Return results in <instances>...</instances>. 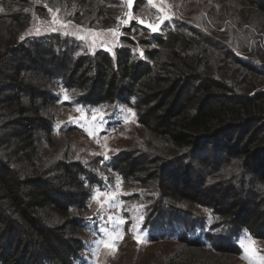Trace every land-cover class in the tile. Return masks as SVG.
Returning <instances> with one entry per match:
<instances>
[{
	"label": "trees",
	"instance_id": "trees-1",
	"mask_svg": "<svg viewBox=\"0 0 264 264\" xmlns=\"http://www.w3.org/2000/svg\"><path fill=\"white\" fill-rule=\"evenodd\" d=\"M123 3L0 0V236L12 250L25 243L41 250L36 264H83L77 233L98 229L85 210L94 189L110 187L112 170L142 180L137 196L149 240L183 244L150 264H230L210 252L227 243L241 253L239 237L245 230L259 237L254 226L264 224V0H182L180 14L157 32L133 19L125 31L147 35L123 31L113 52L58 31L25 33L54 8L66 20L112 27ZM65 91L70 99L61 98ZM70 103L107 108L104 130L121 123V107L132 108L143 133L125 156L147 163L156 180L137 179L117 154L88 159L69 140L59 143L57 131L82 130L57 123V107ZM225 185L237 194L231 201L216 194ZM198 198L204 212L170 203ZM209 217L212 230L204 227ZM15 232L23 237L14 240ZM0 264H13L1 245Z\"/></svg>",
	"mask_w": 264,
	"mask_h": 264
},
{
	"label": "rangeland",
	"instance_id": "rangeland-1",
	"mask_svg": "<svg viewBox=\"0 0 264 264\" xmlns=\"http://www.w3.org/2000/svg\"><path fill=\"white\" fill-rule=\"evenodd\" d=\"M134 1L135 0H132V6ZM181 1L182 0H153V4L144 1L147 7L143 6L140 12H134L132 7H128V0H125V3L122 5L123 7L119 6L118 18L114 26L105 28H93L88 25V22H84V20L78 23L69 19L66 20L59 15L60 9L54 8L51 12L49 11L45 14L46 17H35L33 23L26 28L25 33L26 35H40L51 33L53 29H56L55 31L62 34H70L75 37L85 36L86 39L84 42L89 50L111 49L110 52H113L120 42L122 32H126L124 27H129L133 19L138 20V18H142L143 20L156 23L161 16H168L172 13L180 14L178 7H181ZM106 8L109 9V6H106ZM129 13H131L132 18L128 21V24L119 23L120 18H123V21L128 20ZM54 17L55 20L60 23H55ZM68 21H71V24H68ZM223 22L224 25H222L220 29H223V26L228 24L226 19ZM62 24L66 25V27H62ZM129 29H131V26ZM133 29L132 27V29L126 33H130V35L139 39L147 35L141 32L135 35L132 32ZM26 62L28 61L26 60L25 63ZM48 63L49 62L45 59L42 68H47L49 65ZM37 71L41 74V67H39ZM61 98L63 100L70 99L66 91L63 92ZM129 109H131V112H129ZM109 112L107 108L103 109L101 106L88 107L71 103L70 105H60L57 107L58 125L63 123H65V126L75 125L82 130L80 132L74 129L70 130L68 133L64 132L65 134L57 131L54 136L59 143L69 140L76 146V149L86 151L88 159H97L100 154H117L118 159H124L127 161V164L134 166L133 170L136 171L137 179L143 178L144 182L151 180L155 181L158 175L153 176L150 174L152 172L151 167L147 163H140L139 161L134 163L133 158H137L136 155H132V159L126 158L125 156V152L130 153L137 150L134 140L143 133V128L140 127L136 121L135 111L130 107H121L119 114V117L122 118L121 123L116 127L104 130L106 126L99 118ZM209 162L212 164L211 161ZM108 172L109 176L112 174V178H110L111 181L109 180L110 187L107 190L94 189L92 191V197L89 200V205L85 210V215H94L91 222L96 223L95 225L98 229L94 231L91 229L86 231L79 229L77 233L85 242V260L83 264H150L156 258L164 257L165 254L181 251L183 244H177L172 240H149L142 226L143 221L139 219L140 216H143V212L140 208V206H142V196H137V193H139L140 188H145L142 180L141 182L124 181L119 179L114 171L108 170ZM149 176H152V178H148ZM233 186L236 187V184ZM97 190L101 193H106V195L95 198ZM184 194L189 196L191 195V191H186ZM216 194H224L228 201H231L237 195H234L233 190L231 191L226 185L218 188ZM240 196L242 200H245L242 195ZM75 197L76 196H73V201ZM170 203L177 209L183 210L189 208L193 211L204 212L203 203L200 206L198 205L201 203L200 198H198L194 204L187 202V206H181L173 202ZM109 217H113L114 219L123 218L126 220L125 225L121 229L123 238L119 239L115 248L98 244V241L105 236L104 230H111L114 227ZM133 223L139 225L140 231L144 235L145 243L138 244L134 239V233L129 230ZM254 227L260 233V236L252 237L255 240V244L252 246L255 249V253H249L250 259L242 258L245 252L239 240L241 253L234 251L230 248L229 244L224 243L219 250L210 252L212 253V257L213 254L215 255L212 260H226L230 264H250L251 260L252 264H261L260 257H264V236L261 234V232H264V224L255 225ZM21 237L23 236H20V233L15 232L13 239H21ZM7 242L8 239L6 236H0V245L4 249L5 257L13 261V264H36L37 260L42 258V251L38 248L34 249L33 245H27L25 243L23 248L16 247L12 250ZM18 246H20V244H18ZM192 251L198 253V249L196 248H193ZM205 258L209 259L210 257L205 255Z\"/></svg>",
	"mask_w": 264,
	"mask_h": 264
},
{
	"label": "snow or ice",
	"instance_id": "snow-or-ice-1",
	"mask_svg": "<svg viewBox=\"0 0 264 264\" xmlns=\"http://www.w3.org/2000/svg\"><path fill=\"white\" fill-rule=\"evenodd\" d=\"M149 4H153V0H148ZM128 7L131 8L132 7V0H128ZM0 11H3L2 8H0ZM49 11L51 12L52 10L49 9ZM132 18L131 13H129V17L128 20H124L122 21V23L124 24H128V21ZM55 23H60L59 21L55 20V17L53 18ZM160 24H163V22L167 19H169L168 16H161L160 18ZM68 24H71V21L67 22ZM141 24H144V21L141 20L140 21ZM160 24H153V23H148L146 25V27L148 29L151 30V32H157L160 30ZM62 27H66V25H61ZM56 29H53V31H55ZM79 40L84 41L86 39L85 36H78L77 37ZM109 51H111V49H108ZM79 110V109H78ZM129 112H131V109H129ZM105 159H107V157H105ZM234 164H238V161H234ZM238 170V169H237ZM101 195H106V193H101L99 190H97L96 192V197L95 198H99ZM109 219L112 221V223L114 224V227L111 230L105 229V236L104 238H102L101 240L98 241L99 245L105 246V247H113L115 248L119 242V239L123 238V232L121 231L122 227L125 225L126 220L123 218L120 219H114L113 217H109ZM140 220H143L144 217L140 216L139 217ZM211 224V217H209V219L205 222L204 227H208L209 230H212L210 227ZM130 231H132L134 233V239L136 240V242L138 244H143L145 243V238L144 235L142 234V232L140 231L139 225L136 223H133L131 225V227L129 228ZM203 230V229H202ZM241 246L244 249L245 255L242 257L244 259H250L249 257V253H255V249L252 247L255 244V240L252 238V236L250 234L247 233V231L245 230L244 234L241 235L239 237ZM260 262L261 264H264V257H260ZM250 264H252V261L250 260Z\"/></svg>",
	"mask_w": 264,
	"mask_h": 264
},
{
	"label": "water",
	"instance_id": "water-1",
	"mask_svg": "<svg viewBox=\"0 0 264 264\" xmlns=\"http://www.w3.org/2000/svg\"><path fill=\"white\" fill-rule=\"evenodd\" d=\"M141 20H143L142 18H138V22L140 23V21ZM144 21V24H141V25H143V26H145L146 27V25L148 24V23H152L151 21H149V20H143ZM153 24H160V20L159 21H157L156 23H153ZM147 28V27H146Z\"/></svg>",
	"mask_w": 264,
	"mask_h": 264
},
{
	"label": "built area",
	"instance_id": "built-area-1",
	"mask_svg": "<svg viewBox=\"0 0 264 264\" xmlns=\"http://www.w3.org/2000/svg\"><path fill=\"white\" fill-rule=\"evenodd\" d=\"M122 21H123V18H120L119 19V23L123 24Z\"/></svg>",
	"mask_w": 264,
	"mask_h": 264
},
{
	"label": "clouds",
	"instance_id": "clouds-1",
	"mask_svg": "<svg viewBox=\"0 0 264 264\" xmlns=\"http://www.w3.org/2000/svg\"><path fill=\"white\" fill-rule=\"evenodd\" d=\"M242 163V162H241ZM238 171H243V168L241 167V169H239Z\"/></svg>",
	"mask_w": 264,
	"mask_h": 264
}]
</instances>
